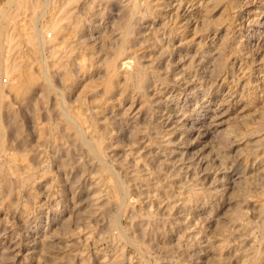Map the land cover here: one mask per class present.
<instances>
[{
	"label": "rangeland",
	"instance_id": "obj_1",
	"mask_svg": "<svg viewBox=\"0 0 264 264\" xmlns=\"http://www.w3.org/2000/svg\"><path fill=\"white\" fill-rule=\"evenodd\" d=\"M171 2L0 0V264H264V0Z\"/></svg>",
	"mask_w": 264,
	"mask_h": 264
},
{
	"label": "bare ground",
	"instance_id": "obj_2",
	"mask_svg": "<svg viewBox=\"0 0 264 264\" xmlns=\"http://www.w3.org/2000/svg\"><path fill=\"white\" fill-rule=\"evenodd\" d=\"M175 1H176V0H175ZM188 1H189V0H188ZM169 2H170V0H169ZM172 2H173V0H172ZM172 2H171V3H172ZM166 3H167V2H166ZM174 3H175V2H174ZM174 3H173V4H174ZM198 4H199V3H198ZM175 5H176V4H175ZM180 6H181V5H180ZM181 7H182V6H181ZM183 7H184V5H183ZM196 7H197V6H196ZM200 7H201V6H200ZM129 8H130V7H129ZM175 8H176V7H175ZM201 8H202V7H201ZM131 9H132V8H131ZM249 10H250V9H249ZM176 11H177V10H176ZM180 12H181V11H180ZM201 12H202V11H201ZM255 12H256V10H255V11L250 10V11H249V14L254 16V15L256 14ZM262 12H263V11H262ZM1 13H2V12H1ZM2 14H3V13H2ZM159 15H160V14H159ZM164 15H165V14H164ZM168 17H169V16H168ZM3 20H4V19H3ZM188 21H189V20H188ZM196 22H197V21H196ZM187 28H188V27H187ZM78 30H79V29H78ZM263 33H264V32H263ZM123 65H124V66H128V65H129L128 61L123 62ZM263 65H264V64H263ZM124 66H123V67H124ZM256 68H257V67H256ZM187 83H188V82H187ZM218 114H219V113H218ZM70 118H71V117H70ZM79 130H80V129H79ZM81 134H82V133H81ZM85 139H86V138H85ZM86 141H87V140H86ZM119 186H120V185H119ZM117 187H118V185H117ZM202 261H203V260H202Z\"/></svg>",
	"mask_w": 264,
	"mask_h": 264
}]
</instances>
